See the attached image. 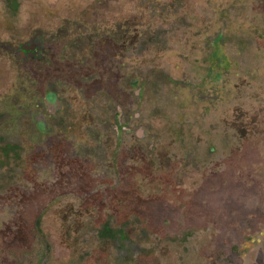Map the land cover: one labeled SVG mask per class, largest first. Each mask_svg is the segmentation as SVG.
I'll return each instance as SVG.
<instances>
[{"label":"rangeland","instance_id":"rangeland-1","mask_svg":"<svg viewBox=\"0 0 264 264\" xmlns=\"http://www.w3.org/2000/svg\"><path fill=\"white\" fill-rule=\"evenodd\" d=\"M17 1L0 0V149H18L0 152V264H264V0ZM81 31L101 45L86 60ZM31 38L40 58L17 57Z\"/></svg>","mask_w":264,"mask_h":264},{"label":"flooded vegetation","instance_id":"flooded-vegetation-1","mask_svg":"<svg viewBox=\"0 0 264 264\" xmlns=\"http://www.w3.org/2000/svg\"><path fill=\"white\" fill-rule=\"evenodd\" d=\"M16 2H17V8H18V1L16 0ZM5 3L7 4L6 1H5ZM7 9L9 10V13L10 14L13 13L12 10H11V8H9L8 6H7ZM79 11L80 10H77L76 9L70 15L72 18H75L77 20V22L79 20V15H80V12ZM16 12H17V10L14 11V13H16ZM80 19H81V17H80ZM130 28H131V25L128 26V29H130ZM81 33L83 34V38L80 36V40L81 39L82 40L79 41L76 44L77 45V51H78L80 57L82 59L86 60V58L83 57L82 53L83 52L84 53L89 52L91 54L94 50H96V44L98 46V48H97V52H98V50L101 48V45L97 41L96 42H93L91 39L90 40H84L85 37H86V34L83 33L82 31H81ZM125 33H126V29L124 30V35H125ZM93 37L98 38V34L95 32V34H93ZM112 37H114V36H109L108 38H106L104 40L105 49H104V51L102 53H100V54L98 53L99 54V57H101V56H103L105 54V50L110 49V50H112V52H114V43L112 42ZM42 44H43V42L39 38H36L35 40L31 38V40L24 41V42L21 41L14 48L16 50V56L17 57L18 56H22L24 58L27 55H29L32 58L35 57V56L37 58H40L41 54L44 52V50L42 48ZM85 66L87 67V66H89V64H87ZM92 67H96V66H94V63L91 66V68ZM80 68L78 70H80ZM132 83H134V81H132ZM139 83H140V81L139 82H136V86L138 84V88H137L138 90L136 91V95H137L138 98L142 97V94L141 95H138V93L140 92V89H141V85H142V84L139 85ZM52 86H53V83H50V87H52ZM47 94H48L47 95V100H45L44 104H53V103H55L53 109L59 108L61 106V104H59L58 100L55 97H53V99L51 98L52 95L56 96V94L53 91L52 92H47ZM54 111L51 110V113H53ZM3 146H8V144H5ZM15 151H18V149H16ZM0 152L3 155L2 148L0 149ZM4 159L5 160H8L9 157L8 158H5L4 157ZM2 165H5V164L0 163V166H2ZM108 226H109V224H108ZM103 227H104V225L102 226L101 229H103ZM109 228L112 230V233L106 234L103 237H100L98 235V231H97V235L99 236V238L102 239V240H106L107 242L115 243L116 244V247H119V248H122V249H126V248L130 249L128 247L130 241L128 240V238H126V235L119 228L113 229L111 226H109Z\"/></svg>","mask_w":264,"mask_h":264},{"label":"trees","instance_id":"trees-1","mask_svg":"<svg viewBox=\"0 0 264 264\" xmlns=\"http://www.w3.org/2000/svg\"><path fill=\"white\" fill-rule=\"evenodd\" d=\"M5 1L7 2L6 5L9 8H11L12 12H14V11L17 10V2H16V0H5ZM220 40H221V34H219L213 41H211L210 45H213L215 47L216 46H219L220 45ZM132 85L133 86H136V82L135 83H132ZM136 88H138V84H137ZM16 149H17L16 146H11L10 144H8V146L2 147L3 156L5 158H8L11 153H14V155H16V153H17V151H15ZM110 233H112V230L109 228L108 223H105L103 229H101V230L98 231V235L100 237H103L106 234H110Z\"/></svg>","mask_w":264,"mask_h":264}]
</instances>
